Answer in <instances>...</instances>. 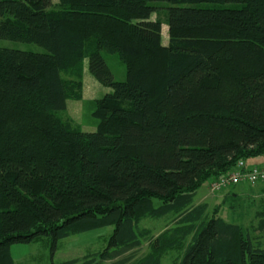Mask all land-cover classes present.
I'll use <instances>...</instances> for the list:
<instances>
[{"label": "trees", "instance_id": "16d2710c", "mask_svg": "<svg viewBox=\"0 0 264 264\" xmlns=\"http://www.w3.org/2000/svg\"><path fill=\"white\" fill-rule=\"evenodd\" d=\"M58 1L0 0V264H16L14 245L107 227L103 251L60 264H163L170 252L173 264H264L249 230L195 204L239 161L264 160V0ZM160 2L172 5L167 46L151 19ZM199 2L240 7H182ZM85 61L113 90L95 102L94 133L56 115L81 100ZM167 217L156 237L141 227ZM257 218L264 232V209Z\"/></svg>", "mask_w": 264, "mask_h": 264}, {"label": "rangeland", "instance_id": "374dc122", "mask_svg": "<svg viewBox=\"0 0 264 264\" xmlns=\"http://www.w3.org/2000/svg\"><path fill=\"white\" fill-rule=\"evenodd\" d=\"M58 3V0H53L54 8H57ZM156 5L159 7V10L152 15L151 19L155 20L159 18L163 21V39L167 42L169 36L168 26L166 24L167 9L172 5L169 2H160ZM182 7H193L197 9H236L239 8L240 5H222L211 2H199L185 4L182 5ZM5 18H0V24ZM1 46L13 50L39 54L47 53L44 48L32 43L2 40ZM105 58L114 75V80L118 82L125 81L126 66L120 61L119 57L117 55L105 54ZM87 64V61H85L83 67L81 100H68L67 109L56 112V115L83 132L94 133L97 131L98 125V120L93 115L95 111V103H90L92 100L89 99L82 101L85 74L87 73L88 78H94L89 72L88 67L86 68ZM98 84L101 90L96 96H94L93 100H100L105 95L113 92L111 88L103 86L99 82ZM209 182L197 192L195 196V204H209L210 212L218 210L219 214L226 221L239 224L244 229L249 230L251 236L257 238L255 241L260 242L264 248V232L256 230L258 223L257 215L264 209V184H241L214 193L210 190ZM157 203H159V201H157ZM170 226H172V219L169 217L160 220L148 219L141 225L142 228L149 230L153 237L160 235L162 232L170 228ZM112 232L113 227H107L73 235L56 243H54L51 238L44 237L29 245H14L11 248V253L16 264H60L72 260H83L89 255L103 251L107 247V242ZM149 246V241L144 242L143 246L133 253L135 254L134 257L138 258L149 253ZM179 256L180 254L178 252H170L164 258L163 264H173Z\"/></svg>", "mask_w": 264, "mask_h": 264}, {"label": "built area", "instance_id": "2783aa9c", "mask_svg": "<svg viewBox=\"0 0 264 264\" xmlns=\"http://www.w3.org/2000/svg\"><path fill=\"white\" fill-rule=\"evenodd\" d=\"M241 184H264V164L248 165L244 160H241L234 169L210 181L209 187L215 193Z\"/></svg>", "mask_w": 264, "mask_h": 264}, {"label": "crops", "instance_id": "0c3cea01", "mask_svg": "<svg viewBox=\"0 0 264 264\" xmlns=\"http://www.w3.org/2000/svg\"><path fill=\"white\" fill-rule=\"evenodd\" d=\"M163 31H164V25L162 26V43L164 46H167L169 44V36H168L167 42H165L163 39ZM87 67H88V64H87L86 68ZM84 79H85V81H84V91H83V100L82 101H84V100L86 101V99H89V100H92L90 103H93V102L95 103L97 101V99H95V100H93V99H94V96H96V94H98L100 92V90H101L100 86H99L97 80H95V78H92V77L88 78L87 73L85 74ZM89 100H87V101H89ZM67 107H68V104H67ZM247 163H248V165L264 164V160L259 159L257 161H251V162L248 161Z\"/></svg>", "mask_w": 264, "mask_h": 264}]
</instances>
